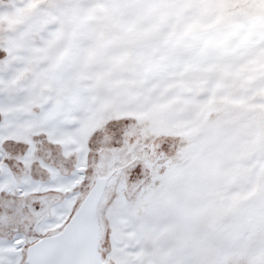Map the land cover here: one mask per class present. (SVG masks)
Masks as SVG:
<instances>
[{
  "label": "rangeland",
  "instance_id": "obj_1",
  "mask_svg": "<svg viewBox=\"0 0 264 264\" xmlns=\"http://www.w3.org/2000/svg\"><path fill=\"white\" fill-rule=\"evenodd\" d=\"M33 120L89 136L104 264H264V0H0V264L73 215L15 188L75 164Z\"/></svg>",
  "mask_w": 264,
  "mask_h": 264
},
{
  "label": "crops",
  "instance_id": "obj_2",
  "mask_svg": "<svg viewBox=\"0 0 264 264\" xmlns=\"http://www.w3.org/2000/svg\"><path fill=\"white\" fill-rule=\"evenodd\" d=\"M28 130L33 135L45 134L46 140L53 144H60L62 153L65 156L75 155L74 168L68 174H62L56 166L46 163L41 157L37 155L35 145L30 144L22 156V161L26 166H31L38 161L44 168L48 170V176L45 179L35 178L32 174H24L20 177L21 182L15 183L16 190L24 189L23 195L31 194H56L60 193L61 197L56 203L48 205L46 212L50 215L48 218L47 226H45V232L57 230L65 225L67 220L72 214V210L78 201L77 192L84 180V175L79 184L69 186L72 176L79 165V160H84L86 167L88 165L89 148H88V135L79 136L78 130L75 132L55 133L54 128L50 125V122L43 124L41 120H33L29 124ZM24 130V129H23ZM27 130V129H26ZM84 151H82L81 150ZM81 151V152H80ZM83 152V153H82ZM82 155V158H81ZM85 155V156H84ZM85 167V169H86ZM7 186V185H6ZM12 187V186H11ZM14 187V186H13ZM68 200V202H66ZM70 200V202H69ZM41 225L37 228V233H41L39 230ZM44 234V232L42 233Z\"/></svg>",
  "mask_w": 264,
  "mask_h": 264
},
{
  "label": "water",
  "instance_id": "obj_3",
  "mask_svg": "<svg viewBox=\"0 0 264 264\" xmlns=\"http://www.w3.org/2000/svg\"><path fill=\"white\" fill-rule=\"evenodd\" d=\"M99 192L101 191L98 189L97 177L92 188L89 190V192L81 202L75 214L59 233L52 235L49 245L41 247L39 245L40 242H37L28 246L26 251L27 264H29L30 262L29 258L31 257V252L36 250L37 257L40 256L45 262L44 264H83L84 262L91 263L89 262V260L92 259V254L88 255L89 253H82V250L71 249L72 247H70L69 244V241H71L69 233L70 231H76L81 229L82 223L84 224L86 222L83 219L87 218L86 215L90 214V212V222L93 224L95 229H97V232H99V221L96 214L98 209V203L103 194V191L101 192V194ZM47 251H49V253H46ZM61 258L63 260H61ZM39 262H42V260H39Z\"/></svg>",
  "mask_w": 264,
  "mask_h": 264
},
{
  "label": "bare ground",
  "instance_id": "obj_4",
  "mask_svg": "<svg viewBox=\"0 0 264 264\" xmlns=\"http://www.w3.org/2000/svg\"><path fill=\"white\" fill-rule=\"evenodd\" d=\"M14 115H13V118H14V121L16 123L19 120L22 122L23 118H22V120L19 119V118H21V117H19V116H21V114L19 116H17V114L15 116ZM13 125H15L14 127H16V124L15 123H13ZM24 128L25 127H23L22 130ZM81 150H82V148H81ZM81 158H82V155H81ZM84 160H79L80 161L79 162V165H78L77 169L74 172L75 174L72 176V179H71V181L69 183V186L77 185L80 182V180H81V178L83 176V171H84V169L86 167V164H85V161ZM108 180L109 179L106 176H100V177H98V189L101 192L103 191V194H102V196L100 198V201H101V199H102V197L104 195L105 188H106V185H107ZM101 192H99V193L101 194ZM100 201H99V203H100ZM66 202H68V200ZM69 202H70V200H69ZM99 203H98V205H99ZM75 212H74V214H75ZM86 216H87V218L83 219L86 222L84 224L82 223L81 229L76 230V231H70V233H69V237L71 239V241H69L70 242L69 243L70 244V247H72L71 249H73V250H75V249L82 250V253L85 252V254H88L89 253L88 255L92 254V257H91L92 259L89 260V262H91V263L84 262L83 264H104L103 261H102V259H101L100 253L98 251L99 245H100V227L98 226L99 232H97V229H95V227L93 226V224L90 222L91 212H90V214H87ZM51 237H52L51 235L50 236H45V237L39 239L38 241H36L35 243L40 242L39 245L41 247L47 246V245H49V242L51 241ZM17 241L18 240L16 239V242ZM13 243H14V241H13ZM35 243H33V244H35ZM76 247H78V248H76ZM86 251H87V253H86ZM46 253H49V251H47ZM36 254H37V250L31 252V257L29 258V260H30L29 264H44L45 262L43 261V259L40 256L37 257ZM39 257H40V259H39ZM39 260L40 261L42 260V262H39ZM61 260H63V259L61 258Z\"/></svg>",
  "mask_w": 264,
  "mask_h": 264
},
{
  "label": "trees",
  "instance_id": "obj_5",
  "mask_svg": "<svg viewBox=\"0 0 264 264\" xmlns=\"http://www.w3.org/2000/svg\"><path fill=\"white\" fill-rule=\"evenodd\" d=\"M58 169H59V171L62 173V174H68V173H70V171L74 168V165H72L69 169H63V168H61V166H58V165H55ZM87 170H88V168L86 169V172H85V177H84V180L82 181V184L81 185H83L85 182H86V180H87V176H88V173H87ZM33 175V174H32ZM34 176V175H33ZM35 178H39V177H36V176H34ZM47 177V176H46ZM45 177V178H46ZM45 178H42V179H45ZM91 188V187H90ZM90 188H89V190H90ZM89 190L87 191V192H89ZM77 204V203H76ZM75 204V206H77ZM79 206H77L76 207V209H75V211L77 210V208H78ZM74 211V212H75ZM74 212L72 213V214H74ZM71 214V215H72ZM73 216V215H72ZM25 264H27V262L25 263Z\"/></svg>",
  "mask_w": 264,
  "mask_h": 264
}]
</instances>
